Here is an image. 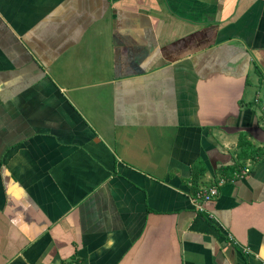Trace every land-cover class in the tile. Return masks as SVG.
<instances>
[{
	"label": "crops",
	"instance_id": "obj_1",
	"mask_svg": "<svg viewBox=\"0 0 264 264\" xmlns=\"http://www.w3.org/2000/svg\"><path fill=\"white\" fill-rule=\"evenodd\" d=\"M0 264H264V0H0Z\"/></svg>",
	"mask_w": 264,
	"mask_h": 264
},
{
	"label": "built area",
	"instance_id": "obj_2",
	"mask_svg": "<svg viewBox=\"0 0 264 264\" xmlns=\"http://www.w3.org/2000/svg\"><path fill=\"white\" fill-rule=\"evenodd\" d=\"M245 171H248L247 167L245 168ZM239 174H236V176ZM224 183L225 179L221 177L216 184H213L206 188H201L196 191L195 194L191 197V201L195 208L198 210H204V204L212 200L218 194L219 186Z\"/></svg>",
	"mask_w": 264,
	"mask_h": 264
},
{
	"label": "trees",
	"instance_id": "obj_3",
	"mask_svg": "<svg viewBox=\"0 0 264 264\" xmlns=\"http://www.w3.org/2000/svg\"><path fill=\"white\" fill-rule=\"evenodd\" d=\"M239 152H238V157L239 158H247L249 157L250 153L248 152V149L253 148V145L251 144V142L249 141V139H247L245 133L240 132L239 134ZM255 150H258L257 147H254Z\"/></svg>",
	"mask_w": 264,
	"mask_h": 264
}]
</instances>
